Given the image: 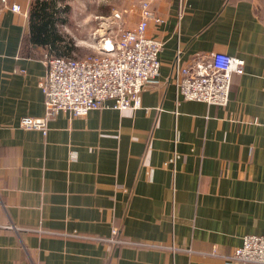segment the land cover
<instances>
[{
	"label": "crops",
	"instance_id": "obj_1",
	"mask_svg": "<svg viewBox=\"0 0 264 264\" xmlns=\"http://www.w3.org/2000/svg\"><path fill=\"white\" fill-rule=\"evenodd\" d=\"M32 1L0 0V264H226L205 252L264 236V0H150L161 21L147 33L163 47L141 106L58 112L25 129L22 117L46 111ZM213 51L245 61L224 106L175 83L178 59ZM115 227L156 246L112 242Z\"/></svg>",
	"mask_w": 264,
	"mask_h": 264
},
{
	"label": "built area",
	"instance_id": "obj_2",
	"mask_svg": "<svg viewBox=\"0 0 264 264\" xmlns=\"http://www.w3.org/2000/svg\"><path fill=\"white\" fill-rule=\"evenodd\" d=\"M2 1L7 3V0ZM9 7L13 11H21L20 4ZM115 17L121 18L119 13ZM152 19L157 23L161 21L154 14L150 0H141L137 24L133 28H120L116 33H105L96 47L97 54L63 57L45 51L42 59L46 74L40 86L45 95L46 111L42 117H22L20 126L25 129H45L48 121L58 112L83 116L92 109L108 105L121 110L139 108L143 90L159 75L161 68L159 53L163 41L147 33ZM244 65L243 58L220 51L210 52L206 57L185 65L178 59L175 64L177 91L188 100L224 106L230 99L233 75L242 74ZM2 227L26 229L14 225ZM119 235L120 230L115 227L109 240L156 246L148 242L126 240ZM205 253L224 258L226 264H264V236L247 234L242 244L230 254H220L216 250Z\"/></svg>",
	"mask_w": 264,
	"mask_h": 264
},
{
	"label": "rangeland",
	"instance_id": "obj_3",
	"mask_svg": "<svg viewBox=\"0 0 264 264\" xmlns=\"http://www.w3.org/2000/svg\"><path fill=\"white\" fill-rule=\"evenodd\" d=\"M64 1V2H63ZM78 1V2H77ZM96 2L95 8L83 9V2ZM136 0H59L58 32L74 47L71 56L85 57L97 54V46L106 33H116L120 28H132ZM67 2H71V7ZM64 3V4H63ZM80 3V4H79ZM140 2L138 3L139 6ZM78 5L81 8H78ZM70 6V7H69ZM105 16H100L103 14ZM107 13V14H105ZM119 13L121 18L115 17ZM84 15H87L85 18ZM97 17L94 18V16Z\"/></svg>",
	"mask_w": 264,
	"mask_h": 264
},
{
	"label": "trees",
	"instance_id": "obj_4",
	"mask_svg": "<svg viewBox=\"0 0 264 264\" xmlns=\"http://www.w3.org/2000/svg\"><path fill=\"white\" fill-rule=\"evenodd\" d=\"M59 0H33L29 9V40L53 55L72 57L74 47L58 32ZM64 2V1H63ZM64 4V3H63Z\"/></svg>",
	"mask_w": 264,
	"mask_h": 264
}]
</instances>
